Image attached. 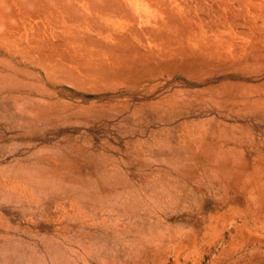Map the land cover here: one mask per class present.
Wrapping results in <instances>:
<instances>
[{
	"label": "rangeland",
	"instance_id": "rangeland-1",
	"mask_svg": "<svg viewBox=\"0 0 264 264\" xmlns=\"http://www.w3.org/2000/svg\"><path fill=\"white\" fill-rule=\"evenodd\" d=\"M0 264H264V0H0Z\"/></svg>",
	"mask_w": 264,
	"mask_h": 264
}]
</instances>
